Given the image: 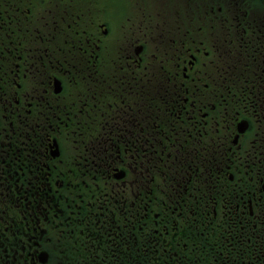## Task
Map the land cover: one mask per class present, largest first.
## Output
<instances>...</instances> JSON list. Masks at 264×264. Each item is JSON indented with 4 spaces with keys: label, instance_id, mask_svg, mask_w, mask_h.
Masks as SVG:
<instances>
[{
    "label": "flooded vegetation",
    "instance_id": "flooded-vegetation-1",
    "mask_svg": "<svg viewBox=\"0 0 264 264\" xmlns=\"http://www.w3.org/2000/svg\"><path fill=\"white\" fill-rule=\"evenodd\" d=\"M0 264H264V0H0Z\"/></svg>",
    "mask_w": 264,
    "mask_h": 264
}]
</instances>
